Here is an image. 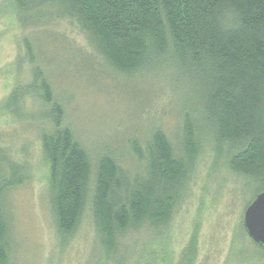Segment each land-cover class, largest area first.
<instances>
[{
  "label": "rangeland",
  "instance_id": "374dc122",
  "mask_svg": "<svg viewBox=\"0 0 264 264\" xmlns=\"http://www.w3.org/2000/svg\"><path fill=\"white\" fill-rule=\"evenodd\" d=\"M45 10L48 15L29 18L14 0H0V173L8 182L2 204L9 264H264V249L243 228L248 200L263 186L230 168L237 146L216 141L203 119L198 72L178 65L169 48L140 68L119 71L76 17ZM38 68L63 108V126L87 153L92 178L103 156L142 175L145 161L135 147L144 155L158 129L182 157L186 120L197 119L196 155H183L187 188L166 222L130 225L109 249L88 194L75 228L59 231L41 140L52 128L50 104L34 80Z\"/></svg>",
  "mask_w": 264,
  "mask_h": 264
},
{
  "label": "trees",
  "instance_id": "16d2710c",
  "mask_svg": "<svg viewBox=\"0 0 264 264\" xmlns=\"http://www.w3.org/2000/svg\"><path fill=\"white\" fill-rule=\"evenodd\" d=\"M14 1L19 11H30L29 18L34 13L48 15V10H41L49 7L76 17L110 65L122 72L140 68L149 57L161 56L169 48L178 65L203 78L195 74L205 102L203 119L212 123L216 141L237 146L230 168L264 189V0ZM26 49L32 61L27 41ZM42 72L35 69L34 80H39L42 99L50 104L52 128L43 132L41 140L50 163L52 207L59 231L68 234L75 228L88 194L95 224L109 249L115 247L117 234L130 225L145 219L153 225L166 222L187 188L183 155L190 159L196 155L193 127L197 119L186 120L182 157L174 155L168 138L158 129L144 155L135 147L136 155L145 161L142 175L133 176L112 157L103 156L92 178L87 153L63 126V108L53 101ZM1 174L0 264H9L11 241L2 204L8 182Z\"/></svg>",
  "mask_w": 264,
  "mask_h": 264
},
{
  "label": "water",
  "instance_id": "95a60500",
  "mask_svg": "<svg viewBox=\"0 0 264 264\" xmlns=\"http://www.w3.org/2000/svg\"><path fill=\"white\" fill-rule=\"evenodd\" d=\"M243 227L247 236L264 248V191L255 195L246 207L243 215Z\"/></svg>",
  "mask_w": 264,
  "mask_h": 264
}]
</instances>
